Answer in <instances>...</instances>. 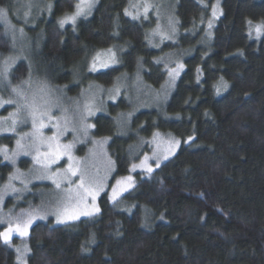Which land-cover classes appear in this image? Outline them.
<instances>
[{
    "label": "trees",
    "instance_id": "obj_1",
    "mask_svg": "<svg viewBox=\"0 0 264 264\" xmlns=\"http://www.w3.org/2000/svg\"><path fill=\"white\" fill-rule=\"evenodd\" d=\"M14 1L0 0V8L13 13ZM49 1L50 16L32 35L40 38L39 74L51 88L78 96L87 84L109 88L125 76L158 90L172 53L184 71L165 107L134 114L126 135L115 120L132 110L123 97L94 121L97 138H112L116 176H131L132 188L116 200L103 194L95 216L60 226L38 222L27 237L8 242L0 235V264H18L21 243L28 264H264V32L255 31L264 25V0H219L217 19V0H178V39L160 49L149 42L156 19L126 15L131 0H98L89 18L67 26L60 19L77 0ZM11 47L0 25V58ZM110 49L120 64L91 73L92 59ZM32 68L20 61L11 81L23 82ZM157 133L178 142L176 152L152 172L132 173L135 147ZM14 140L0 136V146L12 148ZM31 166L20 162L22 170ZM12 172L0 163V189ZM41 187L50 185L34 189Z\"/></svg>",
    "mask_w": 264,
    "mask_h": 264
},
{
    "label": "rangeland",
    "instance_id": "obj_2",
    "mask_svg": "<svg viewBox=\"0 0 264 264\" xmlns=\"http://www.w3.org/2000/svg\"><path fill=\"white\" fill-rule=\"evenodd\" d=\"M97 2L98 0H94V6L91 7L89 14L76 16L74 23L68 21L61 26L76 25L80 20L89 18ZM177 3L178 0H131L127 9L130 15H126L137 22L146 21L150 18L156 19L155 26L149 33V42L153 48L160 49L164 43H175L178 39V26L175 20ZM52 5V1L49 0H15L11 9L13 13H9V9H6L7 17L0 15V25L4 27L5 35L9 38L12 46L10 53L0 58V67L4 65L6 60L8 61V79L10 81L11 71L20 61L30 63L33 67L27 78L23 80V82L29 81L30 87L29 84L23 82L15 85L11 81V87L0 83V98L4 100L12 99L18 102V97L11 90L12 87L20 86L25 90L26 94L31 96L33 92L39 89L42 83L46 84L49 90L51 106L44 117L46 126L41 129V133L46 138L55 137L56 141L62 146L70 145L68 154L63 155L57 163H53L48 171H59L63 175L71 163L86 174L85 179L96 177L103 186L97 191L94 201L91 197H88L81 204V207L90 211L91 215H80L78 219H69L59 223L57 222L58 212L63 205L61 189H65L68 186L66 182L61 181V189H57L52 180L37 179V170L40 165L36 164L32 154L25 155L21 152L14 158L15 162L13 163L12 160L5 159L4 152H0V163L10 164L13 167V172L10 175L12 179H8L0 189V195L3 196V200L0 202V226L3 227L4 232L10 223L15 225L19 219L26 220L29 215L32 217L27 235L22 236L18 233H11L8 240L3 238L6 242L14 238L27 237L31 232V228L38 222H51L55 226H60L99 214L100 197L108 193L113 199L112 189L116 187L118 180L123 182V187L126 190L118 188L117 195L113 200L119 199L128 192L133 186V179L131 176H129L130 180L128 179L129 177L121 178L116 176L115 161L109 150L112 138H97L95 136L94 121L99 115L109 114L110 105L116 104L123 97L127 100L132 110L131 112L120 114L115 120L118 126V133L122 136L126 135L129 132L130 122L134 114L143 110H162L165 107L180 75L184 71V65L179 55L172 53L167 55L164 60L165 68L167 73L177 69L178 74L175 75V78L168 75L167 81L158 90L146 87L138 77L130 79L125 76L121 77L109 88H105L100 84H87L81 89L78 96L70 95L66 86L62 90H55L39 74L36 58L40 50V45H38L40 38L37 40L32 35L35 33L41 19L50 16ZM145 8H147V11H145ZM75 12L76 8L72 13L65 14L60 21L65 19V17L73 16ZM213 12L216 15H214L215 19L222 13L219 0L212 4ZM133 16L136 18L133 19ZM263 32L264 30L257 36H261ZM94 62L96 63L95 71L91 70ZM101 62L106 63L107 66L101 67ZM119 64L120 55L118 51L110 49L96 54L87 68L91 73H94L107 70ZM179 65H182V67L177 68ZM79 70L80 68L78 67L76 77L79 76L80 79L78 78L77 81L82 80V72ZM3 110H7V112L5 115L0 116V136H12L15 140L12 148L6 145L0 146V148H7V155L11 156L12 153L17 151L16 140L20 136L25 135V133L32 132L31 118H26L25 113L21 110L17 113L16 131H8L7 129L11 124L10 117L12 113L16 112L17 104H5L0 107V113ZM49 116L51 119L48 118ZM25 141H30V137L26 136ZM170 141H173L171 137L157 133L145 143H140L136 146L133 155L137 157L140 155V158L133 163L136 167L133 168L132 165L131 172L154 171L176 152L178 143L174 145L171 151H167ZM146 148L147 151H145ZM41 151H47V147H43ZM69 155L72 157L71 161L68 159ZM145 156L148 157L147 161H144ZM22 159H29L32 162V166L28 170L20 168ZM149 166L152 169L151 171L147 170ZM71 179L78 183L79 177H71ZM36 185H50V187L34 189ZM12 188L17 189V191H12ZM27 198L29 199L26 201V207L21 206ZM9 200H14V203L8 206ZM15 250L18 255V264H28V245L21 243V245L15 247Z\"/></svg>",
    "mask_w": 264,
    "mask_h": 264
},
{
    "label": "snow or ice",
    "instance_id": "obj_3",
    "mask_svg": "<svg viewBox=\"0 0 264 264\" xmlns=\"http://www.w3.org/2000/svg\"><path fill=\"white\" fill-rule=\"evenodd\" d=\"M94 6V0H78L75 5L76 12L73 16L65 17L60 21L61 25L64 23L71 21L75 22L76 16L79 15H87L90 12L91 7ZM50 7V6H49ZM147 11V8H145ZM126 14H129L126 10ZM0 15L7 17V10L0 9ZM215 15V12H213ZM136 17L133 16V19ZM7 22V21H6ZM251 24V21H249ZM209 27H211V23H209ZM264 30V25H257L255 27V31L257 34L261 33ZM114 55V54H113ZM107 64L101 62V67H106ZM182 67V65L177 66V68ZM93 71L96 70V63L94 62L92 65ZM9 74V63L6 60L4 65L0 67V83L6 84L11 87V81L8 79ZM178 74L177 69L171 70L168 75L175 78V75ZM23 83L29 84V81H24ZM12 92L16 94L18 97V102L13 101L12 99L4 100L0 98V107H3L5 104H17V110L15 113L11 114V124L8 127V131L15 132L17 125V113L21 110L25 113L26 118H31L32 132L25 133V135L20 136L19 139L16 140V149L17 151L12 153L11 156L7 155V148H0V152L5 153V159H10L15 162L14 158L19 155L21 152L23 154L28 155L32 154L33 159L36 164L40 165V168L37 170L38 175L37 179H50L53 184H55L57 189H61V181H65L68 185L65 189H61L63 193V205L59 209L58 212V221L59 223L65 222L69 219H78L80 215H91V212L86 208H82L81 204L88 198L94 201L96 198L97 191L103 186L101 181L96 177H90L85 179V173L81 171L79 168L74 167L71 163L68 168L65 170V173L61 175L59 171L50 172L48 171L51 168L53 163H57L58 160L63 156L68 154V149L70 145H60L58 141H56L55 137H44L41 133V129L45 127L44 117L47 115L48 108L51 106L49 90L46 84H41L39 89L32 93L31 96L26 94L25 90L20 87H12ZM51 119V117H48ZM30 137V141H25V137ZM178 142L170 141L167 151H171L174 145ZM47 147V151H41L43 147ZM165 158H167L165 156ZM69 161H71L72 157L68 156ZM148 157H144V161H147ZM143 163V162H142ZM158 166V164H157ZM136 165H133L135 168ZM148 171H151V167L147 168ZM79 177L78 183L74 182L71 177ZM10 180L12 177L9 178ZM131 179L130 177L128 178ZM126 190L123 187L122 181L116 182V187L112 189L113 199H115L117 195V189ZM12 191H17V189L12 188ZM3 196L0 195V202H2ZM98 211V209H97ZM32 217L29 215L28 219H19L15 225L9 224L7 230L0 235L3 236L5 240L10 238L11 233H18L19 235H27L29 225L31 224ZM19 251V250H18Z\"/></svg>",
    "mask_w": 264,
    "mask_h": 264
}]
</instances>
